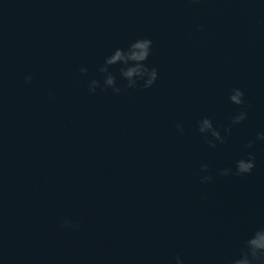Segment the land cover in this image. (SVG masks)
I'll return each mask as SVG.
<instances>
[{"label":"water","instance_id":"1","mask_svg":"<svg viewBox=\"0 0 264 264\" xmlns=\"http://www.w3.org/2000/svg\"><path fill=\"white\" fill-rule=\"evenodd\" d=\"M140 38L156 82L102 90ZM260 133L264 0H0V264H230L264 228Z\"/></svg>","mask_w":264,"mask_h":264},{"label":"clouds","instance_id":"2","mask_svg":"<svg viewBox=\"0 0 264 264\" xmlns=\"http://www.w3.org/2000/svg\"><path fill=\"white\" fill-rule=\"evenodd\" d=\"M152 40L149 38H140L133 41L126 49L117 48L113 53L105 58L104 65L99 68V71L105 74L102 90L111 88L114 93L119 94L122 90L117 86L116 76L109 71V67L113 65H121L119 72L120 77L126 81L123 86L125 89L136 88L139 81H143L142 87L144 89L150 88L158 78V71L156 68L148 67L146 61L151 54ZM81 73H86V68L80 69ZM32 77L26 76L25 82H30ZM101 87L98 80L93 79L89 84V92L94 93L96 88ZM244 92L239 88H233L229 95V100L235 105H243L245 103ZM247 118V113L240 111L232 118L233 124H239ZM177 130L181 133L183 128L181 125H177ZM198 130L204 134L205 142L211 147L216 146V141L224 143V137L221 136L220 131L213 126L212 121L208 117L202 118L198 121ZM226 132H230L231 129L226 128ZM209 136L213 139H209ZM257 139L264 140V133H260ZM253 142H249L246 147L251 148ZM255 167V156L253 153H248L247 159H240L236 161L235 173L231 169L226 168L221 170L220 175H242L251 173ZM201 172L207 173L209 171L208 165H201ZM202 183L212 181L211 175H204L200 177ZM64 227H70L71 223L65 221L62 225ZM175 264H183L180 257H176ZM230 264H264V228H260L254 232V234L243 242V246L240 250L239 256L233 258Z\"/></svg>","mask_w":264,"mask_h":264}]
</instances>
